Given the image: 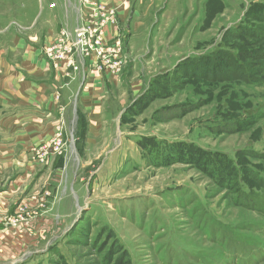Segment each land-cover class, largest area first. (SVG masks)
Listing matches in <instances>:
<instances>
[{
    "label": "rangeland",
    "instance_id": "1",
    "mask_svg": "<svg viewBox=\"0 0 264 264\" xmlns=\"http://www.w3.org/2000/svg\"><path fill=\"white\" fill-rule=\"evenodd\" d=\"M36 2L0 0L1 40L45 27L30 20ZM207 2L198 46L174 22L166 45L137 49L133 73L147 89L126 97L109 144L83 146L76 112L69 131L65 114L33 145L25 185L0 198V264H264V0ZM154 136L205 150L166 164L139 144ZM13 169H0V196Z\"/></svg>",
    "mask_w": 264,
    "mask_h": 264
},
{
    "label": "crops",
    "instance_id": "2",
    "mask_svg": "<svg viewBox=\"0 0 264 264\" xmlns=\"http://www.w3.org/2000/svg\"><path fill=\"white\" fill-rule=\"evenodd\" d=\"M69 1L74 3L75 0ZM105 1L119 8V31L126 57L120 76L113 77L89 68L84 80L79 73L68 77L65 66L56 68L42 55L43 47L54 40L66 21L72 26L78 22L76 9L73 5L67 8L66 0H37L30 20L39 19L45 27L38 26L34 33L10 32L3 40L0 36V137L4 140V143L0 141V169L24 168L16 173L13 169L14 179L10 180L7 192L1 193L0 198L15 194L17 186L25 185L23 179L32 173L37 163L30 153L33 145L49 139L54 126L60 118L65 119V114L68 117L65 129L68 131L76 112L77 124L85 125L83 146L105 147L109 144L116 131L123 128L121 116L128 108L121 105L127 102L126 97H134L131 103L128 101L131 105L147 89L142 77H134L132 65L145 54L138 53L137 49L166 45L174 32L171 28L174 22H177L175 34L181 35L180 40L186 38L187 45L198 46L199 34L192 33L194 23L198 19L203 20V25L208 23L207 0ZM198 5L201 7L199 12ZM194 18L197 19L195 22ZM41 30L43 33L39 34ZM122 83L128 86L124 93ZM73 101L79 103V112L74 111ZM108 102L114 103L112 107ZM13 153H16L15 157Z\"/></svg>",
    "mask_w": 264,
    "mask_h": 264
},
{
    "label": "built area",
    "instance_id": "3",
    "mask_svg": "<svg viewBox=\"0 0 264 264\" xmlns=\"http://www.w3.org/2000/svg\"><path fill=\"white\" fill-rule=\"evenodd\" d=\"M76 5L78 22L73 28L63 27L45 46L48 59L56 68L65 66L68 77L79 73L84 80L89 68L120 76L126 57L119 8L105 0H78Z\"/></svg>",
    "mask_w": 264,
    "mask_h": 264
},
{
    "label": "trees",
    "instance_id": "4",
    "mask_svg": "<svg viewBox=\"0 0 264 264\" xmlns=\"http://www.w3.org/2000/svg\"><path fill=\"white\" fill-rule=\"evenodd\" d=\"M218 1L220 2L221 7L223 8L224 5H223L222 0H218ZM211 16H212V13L210 11L208 16H207V18H208L207 21H211V19H212ZM186 58H188V57H186ZM186 58H184V59H186ZM238 59H239V57H238ZM239 60H240V62H242L241 59H239ZM187 62L188 63H186V65L188 67H190V68L191 67L193 68V66L194 67L197 66V65H194L193 61H189L188 60ZM238 65H239V62H238ZM241 66L242 65H240V68H242ZM232 120H234V119H232ZM235 120L241 122V118H235ZM237 121L233 122V124H235V125L231 129L232 130H237V131H243L245 129V127L244 128L240 127L238 125ZM139 144L142 145V148L147 149V152L151 151L149 148L156 149L157 152H159V151L162 152V154H163L162 155V161L164 163H166V164L167 163L169 164V161L171 160V158L174 157V156H177V155L180 156V158H181L180 160L182 162H186L187 163L188 160H190L189 157L192 158V156L194 154H198L199 155L200 152H203V150H205V148H203V147L200 148V146H198L196 144L193 145L191 143H186V145H184V144L181 145V144H178V143H172V144L168 145L167 141H159L155 136H154V138L142 137L140 139V141H139ZM147 145H151V147L147 146ZM195 150H198V152H196ZM198 157L199 156H197V158ZM189 162L192 163L191 160Z\"/></svg>",
    "mask_w": 264,
    "mask_h": 264
}]
</instances>
